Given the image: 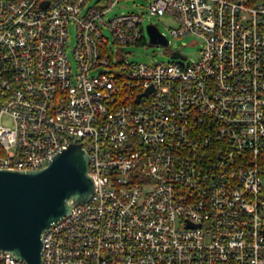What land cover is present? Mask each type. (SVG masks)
<instances>
[{"label": "built area", "instance_id": "obj_1", "mask_svg": "<svg viewBox=\"0 0 264 264\" xmlns=\"http://www.w3.org/2000/svg\"><path fill=\"white\" fill-rule=\"evenodd\" d=\"M87 1L0 0V167L78 143L93 180L42 231L41 264H264V0H146L202 41L149 63L102 32L143 42V13ZM0 264L27 263L0 249Z\"/></svg>", "mask_w": 264, "mask_h": 264}, {"label": "water", "instance_id": "obj_2", "mask_svg": "<svg viewBox=\"0 0 264 264\" xmlns=\"http://www.w3.org/2000/svg\"><path fill=\"white\" fill-rule=\"evenodd\" d=\"M145 29L149 44H166L154 24ZM92 192L88 155L78 143L57 152L38 169L0 167V249L27 264H41L42 231Z\"/></svg>", "mask_w": 264, "mask_h": 264}, {"label": "rangeland", "instance_id": "obj_3", "mask_svg": "<svg viewBox=\"0 0 264 264\" xmlns=\"http://www.w3.org/2000/svg\"><path fill=\"white\" fill-rule=\"evenodd\" d=\"M97 0H88L86 7L93 5ZM146 0H120L118 3L114 4L105 14L104 18H110L115 14L123 12H142V26H143V36L144 41L140 43H127L118 44L114 42L112 34L107 27H103L102 32L107 38V45L111 47L113 52L116 48L120 47L122 53L125 55L129 61H143V62H153V61H168L171 60V55L174 52H179L185 55L184 61L196 58L199 55V49L201 48L202 41L196 34H183L174 36L170 33V28L176 26L175 20L169 14L162 15H148L145 11L144 5ZM155 23L158 29L165 34L166 39H168L167 44L153 43L149 44V37L145 29L147 23ZM75 44V28L72 23L67 25V39L65 43V51L75 67L73 47ZM113 56V54H112ZM105 70L104 67H97L91 70L90 73L96 74L98 71ZM3 122L6 124H11V121L7 117H3Z\"/></svg>", "mask_w": 264, "mask_h": 264}]
</instances>
